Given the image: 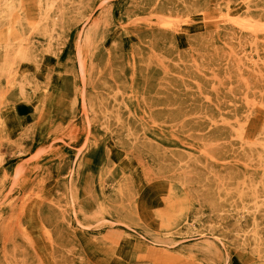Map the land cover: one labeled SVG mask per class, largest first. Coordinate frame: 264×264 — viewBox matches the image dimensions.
I'll use <instances>...</instances> for the list:
<instances>
[{
    "label": "rangeland",
    "instance_id": "1",
    "mask_svg": "<svg viewBox=\"0 0 264 264\" xmlns=\"http://www.w3.org/2000/svg\"><path fill=\"white\" fill-rule=\"evenodd\" d=\"M0 264H264V0H0Z\"/></svg>",
    "mask_w": 264,
    "mask_h": 264
},
{
    "label": "bare ground",
    "instance_id": "2",
    "mask_svg": "<svg viewBox=\"0 0 264 264\" xmlns=\"http://www.w3.org/2000/svg\"><path fill=\"white\" fill-rule=\"evenodd\" d=\"M8 2V1H7ZM4 3H6V2H4ZM41 3V2H40ZM47 3V2H46ZM5 5V4H4ZM39 5V4H38ZM54 5H55V3H54ZM53 5H51V7H52ZM47 7H48V5H47ZM47 9H49V8H47ZM9 11H11V8H10V10ZM45 12V11H44ZM46 22V21H45ZM55 29V28H54ZM27 43V42H26ZM20 51V50H19ZM19 53V52H18ZM19 55V54H18ZM21 58V57H20ZM22 59V58H21ZM22 88V87H21ZM24 90V89H23ZM22 95H24V94H22ZM94 111V110H93ZM191 227V225L189 226V228Z\"/></svg>",
    "mask_w": 264,
    "mask_h": 264
}]
</instances>
